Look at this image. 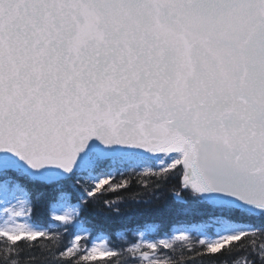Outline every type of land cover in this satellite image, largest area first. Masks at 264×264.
<instances>
[{
	"label": "snow or ice",
	"instance_id": "1",
	"mask_svg": "<svg viewBox=\"0 0 264 264\" xmlns=\"http://www.w3.org/2000/svg\"><path fill=\"white\" fill-rule=\"evenodd\" d=\"M191 257L264 264V0H0V264Z\"/></svg>",
	"mask_w": 264,
	"mask_h": 264
},
{
	"label": "trees",
	"instance_id": "2",
	"mask_svg": "<svg viewBox=\"0 0 264 264\" xmlns=\"http://www.w3.org/2000/svg\"><path fill=\"white\" fill-rule=\"evenodd\" d=\"M160 196L159 200H153L152 205L148 206L153 209L155 208H160L163 209L168 205H171L174 203V200L172 199L171 195L169 194V186H165L164 189L158 194ZM141 198L144 199H150L151 197L147 194L144 193ZM123 210L128 211V210H134L136 208V205H133L131 203L127 204L126 206H122ZM101 211H104L101 209ZM99 220H103V217L100 216L98 217ZM172 221H169L168 223H171ZM33 223H35L37 226H47L48 221H47V216L46 212L43 208V206L38 207L36 215L33 217ZM67 237H65V240L67 241ZM113 246H116L118 244L117 241L112 240L111 241ZM219 256V254H216ZM115 259V258H107L106 260H98L96 262H90V264H109V261ZM191 259L197 260V264H213L211 260H209L207 257H205L203 260H200L197 257H191ZM183 264V262H182Z\"/></svg>",
	"mask_w": 264,
	"mask_h": 264
}]
</instances>
